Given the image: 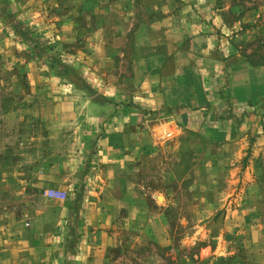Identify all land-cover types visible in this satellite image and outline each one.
I'll return each instance as SVG.
<instances>
[{
	"label": "crops",
	"instance_id": "crops-1",
	"mask_svg": "<svg viewBox=\"0 0 264 264\" xmlns=\"http://www.w3.org/2000/svg\"><path fill=\"white\" fill-rule=\"evenodd\" d=\"M107 1L112 20H97L103 29L82 49L93 61L79 69L84 83H13L2 95L16 123L0 153V185L13 194L3 199L27 207L22 220L0 216V264H125V250L170 233L163 211L192 155L208 154L214 183L249 132L252 160L263 152L245 113L264 101V63L249 64L244 44L264 41V0Z\"/></svg>",
	"mask_w": 264,
	"mask_h": 264
},
{
	"label": "rangeland",
	"instance_id": "rangeland-1",
	"mask_svg": "<svg viewBox=\"0 0 264 264\" xmlns=\"http://www.w3.org/2000/svg\"><path fill=\"white\" fill-rule=\"evenodd\" d=\"M17 1L0 0V31L14 36L13 41H6L7 47L0 45V153L12 146L10 134L16 126L15 121L3 117L15 113L12 97L2 99L3 93H13L7 84L24 85L32 81L84 83L79 69L90 58L84 56L89 48L86 40L96 31L98 33L97 29H103V25L96 24L97 20L101 23L104 17L112 20L108 16L111 5L107 0H102L101 6L93 3L94 0H63L64 9L62 0H20L18 8ZM62 17H67L65 23L71 25L61 26L56 19ZM15 24L27 29L31 38L19 34L18 28L12 27ZM106 29L109 31V27ZM244 47L251 51L245 56L249 64L264 63V41L254 40L245 43ZM55 64L59 69L50 67ZM88 64L92 66L93 61ZM245 115L252 116L253 133L264 135V101L249 107ZM44 125L41 123L38 129H45ZM252 141L254 138L249 132L248 150L245 149L237 161L228 160V170L214 183L205 170L208 154L197 153L185 164L181 162L184 167L180 169L179 184L172 187L175 189L174 205L163 211L170 233L163 236V244L152 235L137 243L141 249L125 250L122 254L127 259L125 264H139L136 255L142 253L144 256V252L152 254L145 261L147 264H264V142L261 145L263 152L252 160ZM185 156L182 154L181 159ZM0 195V216L8 212L22 220L27 204L4 201L3 198L13 194L2 185ZM149 206L152 212L158 209Z\"/></svg>",
	"mask_w": 264,
	"mask_h": 264
},
{
	"label": "built area",
	"instance_id": "built-area-1",
	"mask_svg": "<svg viewBox=\"0 0 264 264\" xmlns=\"http://www.w3.org/2000/svg\"><path fill=\"white\" fill-rule=\"evenodd\" d=\"M46 196L50 199H55V200H64L66 198L65 193L55 190L47 191Z\"/></svg>",
	"mask_w": 264,
	"mask_h": 264
},
{
	"label": "trees",
	"instance_id": "trees-1",
	"mask_svg": "<svg viewBox=\"0 0 264 264\" xmlns=\"http://www.w3.org/2000/svg\"><path fill=\"white\" fill-rule=\"evenodd\" d=\"M10 20L13 21L12 18H11ZM11 21H10V22H11ZM12 27L15 28V29L18 28L17 32H18L19 34L21 33V34L24 35L26 38H27V36L30 37V35H29V33H28V30H27V29H24L21 25H16V24H15V25H13ZM26 32H27V34L25 35ZM30 38H31V37H30ZM56 65H57V64H55L54 66H50V67H51L52 69H54V68H58V69H59V67H56ZM58 65H59V64H58ZM64 69H66V68H64ZM64 75H65V74H64Z\"/></svg>",
	"mask_w": 264,
	"mask_h": 264
}]
</instances>
